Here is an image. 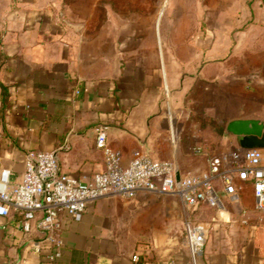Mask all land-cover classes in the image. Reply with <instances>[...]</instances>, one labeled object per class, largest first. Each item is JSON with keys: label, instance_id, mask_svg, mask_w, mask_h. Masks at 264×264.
<instances>
[{"label": "crops", "instance_id": "0c3cea01", "mask_svg": "<svg viewBox=\"0 0 264 264\" xmlns=\"http://www.w3.org/2000/svg\"><path fill=\"white\" fill-rule=\"evenodd\" d=\"M196 1L187 0L186 23L197 21ZM48 4L5 0L3 16L0 3V171L9 169L12 179L21 181L29 151H56L61 171L90 181L105 169L96 143L98 126L126 159L141 150L175 161L183 176L207 173L216 151L241 148L234 134L227 148L226 131L217 146L202 142L205 152L193 155V164L186 158L187 142L177 137L172 105L164 101L168 93L176 100L195 82L224 75V59L190 52L183 72L178 54L162 51L154 26L146 33L131 23H96L92 14L89 23H46L41 15ZM89 5L94 13L97 0ZM200 11L202 19L225 20L228 27L242 29L243 20H249V33H240L235 43L250 45L251 85L261 93L250 100L261 103L243 107L242 97L235 96L224 114L264 122V0H202ZM187 43H194L193 34ZM194 60H201L198 67ZM186 126L185 121L182 129ZM235 184L238 199L232 200L217 182L223 208H189L178 196L142 191L132 201L116 194L100 197L80 221L62 211L58 234L63 245L56 259H50L54 243L44 240L36 221L25 230L24 215L11 208L9 215H0V264H264V212L256 209L251 181L235 179ZM151 194L167 196L165 214L148 211L162 204L148 200ZM184 219L205 227L195 259L179 244Z\"/></svg>", "mask_w": 264, "mask_h": 264}, {"label": "built area", "instance_id": "2783aa9c", "mask_svg": "<svg viewBox=\"0 0 264 264\" xmlns=\"http://www.w3.org/2000/svg\"><path fill=\"white\" fill-rule=\"evenodd\" d=\"M96 143L104 153L105 169L95 173L90 181L61 171L56 151H29L21 181H14L9 169L0 171V215L7 216L15 208L25 217V230L35 220L46 235L44 240L56 247L50 259L61 255L63 241L58 234L61 212L67 211L74 220L80 221L90 203L108 194L132 201L140 192L150 191L178 196L189 208L203 204L223 208L217 182H222L227 195L237 200L235 179H240L252 182L256 209L264 212L263 148H239L213 155L208 159L207 173L181 175L178 183V166L173 160L154 158L141 150H135L126 159L110 145L102 126L96 128ZM205 233L203 225L186 223L185 245L193 259L204 245ZM138 259L134 255V260Z\"/></svg>", "mask_w": 264, "mask_h": 264}, {"label": "rangeland", "instance_id": "374dc122", "mask_svg": "<svg viewBox=\"0 0 264 264\" xmlns=\"http://www.w3.org/2000/svg\"><path fill=\"white\" fill-rule=\"evenodd\" d=\"M4 1L1 0L0 2L3 5V16L5 15ZM90 1L44 0L45 3L49 2V6L47 5L48 7L45 8L41 17L46 23H50L52 19L57 23H63L64 19H69L73 23H89L92 14L96 23H131V26L145 30L146 33L152 25L156 29L157 35L162 38V51L177 53L178 62L183 72L186 64L191 63L185 59L187 53L190 52L194 54L205 52L207 59H224L226 71L224 75H213L209 79L205 78L200 82H195L193 90L190 89L187 94L178 95L176 100L168 93L164 100L167 106L172 105L173 115L178 119L177 137H179L181 144L187 142L186 146L190 155L186 158L193 164H196L193 155L205 152L202 147L200 148L202 142L209 146H217L218 138L224 136L219 133L218 126L224 127L226 133V126L232 115L224 114L225 107L233 105L235 96L242 97L240 102L243 107L261 103V101L250 100L251 94L253 97H256L258 93L261 94L251 85L250 45L243 43L240 48L239 44L235 43V39L239 37L240 33L242 35L249 33L248 19L243 20L242 29L237 26L228 27L229 23H224L228 22L225 20L223 23H215L205 20V18L202 19V11H200L202 0L196 1L199 11L197 21L194 20V23H186L187 0H97L94 13L90 11ZM216 25L224 26L211 28V26ZM192 34L194 43H187L188 35L191 37ZM202 37H205L203 41H201ZM194 63L197 66L201 60H194ZM223 80H225V84ZM223 87L226 88L225 93ZM251 88L254 91L251 92ZM185 121L187 126L182 129V123ZM229 135L224 139L227 148L235 142V136L232 133ZM180 137L182 141H180ZM178 144L180 147V143ZM199 148L201 149L200 152L198 151ZM146 197L153 202L162 203L161 205L150 206L149 212L157 210L165 214L168 211L163 204V200L167 196L151 194ZM187 221L183 220L181 233L179 232V244L182 245H185V222ZM131 239L133 238L131 237Z\"/></svg>", "mask_w": 264, "mask_h": 264}, {"label": "water", "instance_id": "95a60500", "mask_svg": "<svg viewBox=\"0 0 264 264\" xmlns=\"http://www.w3.org/2000/svg\"><path fill=\"white\" fill-rule=\"evenodd\" d=\"M226 131L238 137L241 148L264 149V122L259 119H233L228 122ZM176 174L179 183L181 178L179 169Z\"/></svg>", "mask_w": 264, "mask_h": 264}, {"label": "trees", "instance_id": "16d2710c", "mask_svg": "<svg viewBox=\"0 0 264 264\" xmlns=\"http://www.w3.org/2000/svg\"><path fill=\"white\" fill-rule=\"evenodd\" d=\"M214 124L216 125V123H214ZM218 131L220 134H223V135L225 134V128L222 126H218Z\"/></svg>", "mask_w": 264, "mask_h": 264}]
</instances>
